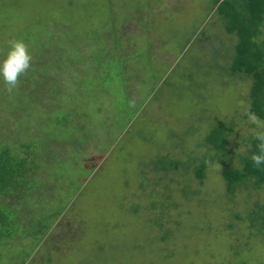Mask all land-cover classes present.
Masks as SVG:
<instances>
[{"label":"rangeland","instance_id":"1","mask_svg":"<svg viewBox=\"0 0 264 264\" xmlns=\"http://www.w3.org/2000/svg\"><path fill=\"white\" fill-rule=\"evenodd\" d=\"M211 1L0 0V62L13 39L32 56L12 92L0 77V140L40 149L25 177L42 185L38 201L8 198L18 228L0 264H264V228L248 225L264 183L226 197L220 165L201 184L186 170L248 107ZM262 126L246 116L229 132L226 164Z\"/></svg>","mask_w":264,"mask_h":264},{"label":"trees","instance_id":"2","mask_svg":"<svg viewBox=\"0 0 264 264\" xmlns=\"http://www.w3.org/2000/svg\"><path fill=\"white\" fill-rule=\"evenodd\" d=\"M213 12H215L225 31L233 37L232 52L224 68H228L230 75H233V73L244 74L249 78V91L246 97L248 107H246L245 113L241 117H238V119L235 117V115H238L234 113L229 121L219 122L211 128L205 137V143L211 149L199 162H193L187 166L186 170L190 173L192 172L201 184L205 183L208 178V166L220 165V173L225 180L224 195L227 197L231 196L239 186L243 185L245 188L250 186L258 190L261 184L264 183V165L256 167L252 162V156L261 151L262 142L257 136L259 133L264 132V39H260V35L263 32L264 0H212L208 13L214 14ZM204 69L208 72L206 68ZM251 114H254L257 119L263 121L262 129L251 132L248 136L238 135L241 136V139L246 138L248 144L243 151L238 153V162L226 164V161H229L231 157L229 155V141L230 139L237 138L229 137V132L233 131L232 134H234V131L240 125V121ZM16 131L19 134V132H23L24 130ZM19 135L21 139H24L25 135L22 133ZM7 139L9 140V136H7ZM21 139L19 145L23 147L24 153H32L34 162H38L39 160L36 158L35 152L37 153L40 149L37 148L35 150L36 146L34 147L32 142L22 141ZM26 154L22 156L21 151L15 150V147L12 148L11 144L0 140V245H2L3 239L11 236L15 225L18 228L16 209L11 206L8 198H13L14 202L22 198L30 201V195L33 194L36 195L33 198L39 200L36 192L37 188H41L42 185L37 183L34 176L31 178L25 177L26 171L30 168L27 166L28 158ZM171 161L172 163L164 166V169L174 168L179 164L177 159ZM35 167H38V165ZM192 193L194 196L198 193V190L192 188ZM209 195L205 194V196L198 200L207 204L206 199L208 203L214 199V196L208 198ZM165 197L168 198V196ZM249 213L252 214L248 218L249 227L253 230L257 226L264 228V204L255 201L249 209L248 215ZM234 217L242 218L238 213H235ZM227 224L229 227L233 225L229 221ZM22 225L26 226L23 223ZM167 233L168 230L160 236V239L164 240ZM250 236V234H246V238Z\"/></svg>","mask_w":264,"mask_h":264},{"label":"clouds","instance_id":"3","mask_svg":"<svg viewBox=\"0 0 264 264\" xmlns=\"http://www.w3.org/2000/svg\"><path fill=\"white\" fill-rule=\"evenodd\" d=\"M32 56L28 46L21 39L9 41V49L2 62H0V77L6 85L7 91L12 92L20 82V77L30 68ZM253 122H257L255 115H250ZM257 138L262 142L261 151L252 156V162L256 167L264 165V132L259 133Z\"/></svg>","mask_w":264,"mask_h":264}]
</instances>
